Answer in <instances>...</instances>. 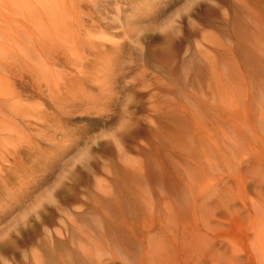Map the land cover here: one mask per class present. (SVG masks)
Instances as JSON below:
<instances>
[{
    "label": "rangeland",
    "instance_id": "obj_1",
    "mask_svg": "<svg viewBox=\"0 0 264 264\" xmlns=\"http://www.w3.org/2000/svg\"><path fill=\"white\" fill-rule=\"evenodd\" d=\"M69 2L0 71V264H248L264 0Z\"/></svg>",
    "mask_w": 264,
    "mask_h": 264
},
{
    "label": "bare ground",
    "instance_id": "obj_2",
    "mask_svg": "<svg viewBox=\"0 0 264 264\" xmlns=\"http://www.w3.org/2000/svg\"><path fill=\"white\" fill-rule=\"evenodd\" d=\"M68 1L69 0H0V71L1 69L5 70L6 66L7 67L10 66L9 62H14L16 66L21 65L27 67L29 70H32L31 72H33L34 75L40 76V73L42 74L43 72L46 75L45 71H49L50 67L47 69V67L44 64L45 66L44 68L46 69H43L40 68L41 66L38 67L39 65L38 66L31 65V63L30 62L27 63V61L29 60L31 61L33 54L42 56L43 54L42 50L47 51L46 49H48V47H50L51 44H48V46L46 45L47 48L42 49L44 46V42L42 41L43 39L45 40L52 39V37L56 39L55 35L51 37L52 35L51 30H53L54 28H56L55 30L57 34V39L63 40L62 42L57 41V43L54 44L62 45L63 48L67 47L66 42H70L71 40L68 34L70 33L68 19H67L70 13L68 8L70 7V5H74L73 3L72 4H70V2L68 3ZM60 25H63V27H61ZM44 30L48 34L47 36H45V38H42V36L40 35L42 34L46 35L43 32ZM37 55L36 57H38ZM5 59H7L8 61ZM51 79L49 78V80ZM45 80L47 81V79ZM2 91L3 88H1L0 86V94L4 92ZM6 93L7 96L10 97V94H8V92ZM11 96H14V94H12ZM161 106H159V110L163 111ZM5 129L8 130V128ZM2 131L4 130L2 129ZM115 145L116 148L120 150L117 141L115 142ZM258 200L253 203V214L250 219V232L252 233V239H250L251 248L245 254L248 264L253 259H257L259 261V264H264V201L262 202V200L260 201ZM193 212H196L195 208H193ZM232 264H237L236 260H234Z\"/></svg>",
    "mask_w": 264,
    "mask_h": 264
}]
</instances>
